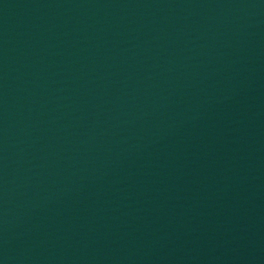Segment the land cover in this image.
<instances>
[{"label": "water", "instance_id": "95a60500", "mask_svg": "<svg viewBox=\"0 0 264 264\" xmlns=\"http://www.w3.org/2000/svg\"><path fill=\"white\" fill-rule=\"evenodd\" d=\"M0 264H264V0H0Z\"/></svg>", "mask_w": 264, "mask_h": 264}]
</instances>
